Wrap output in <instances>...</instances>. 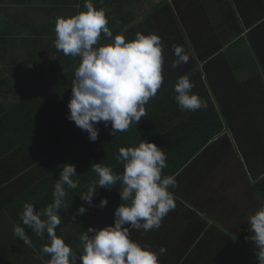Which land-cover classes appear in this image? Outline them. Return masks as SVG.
<instances>
[{
  "label": "trees",
  "instance_id": "16d2710c",
  "mask_svg": "<svg viewBox=\"0 0 264 264\" xmlns=\"http://www.w3.org/2000/svg\"><path fill=\"white\" fill-rule=\"evenodd\" d=\"M91 2L96 10L105 11L107 26L113 33L112 38H106L101 33V38L94 47L111 44L116 35H124L126 40H132L136 33L146 36L156 34L161 38L164 45L162 87L145 105L147 115L138 124L133 123L126 132H117L114 136L109 134L110 122L107 129L104 122H100L97 124L98 139L90 142L88 133L67 119L69 115L67 105L72 95L75 70L82 62L81 58L66 56L62 51H58L54 46L56 37L53 35L43 40L46 45L41 46L40 49L43 47L45 52L38 50V43L34 38H28L27 43L22 41L21 45H11L9 47L11 61L21 68H12L7 71L8 74L0 71V169L3 173L1 176H6L7 180L12 178L15 183H21L32 178L30 176H36L33 174L34 171L40 173L43 170L38 174L36 187L34 190L30 189L26 197L36 199L44 211L53 202L54 185L59 180L62 167L65 164L75 166L79 185L76 189L66 188L65 205L68 208L60 210L62 223L57 227L56 234L71 246L79 260L80 253L74 243L68 239V231L82 235L89 227L99 230L114 225L115 209L123 203L119 195L120 182L111 189L97 188L92 201L93 206L80 199V195L87 191L90 184L98 182V175L91 171L93 164L101 163L103 166L112 167L116 173H122L123 165L115 159L119 149L137 147L143 140L163 149L167 157V167L163 170L162 176H174L177 186L180 179H184L190 185L193 179L187 181L177 174L186 169L191 160L214 167L217 163L222 165L228 152L233 153L228 130L233 133L237 131L240 134L235 133L233 136L254 183L251 187L253 192L251 195L256 198L253 201V207L256 208L253 214H255L261 206H264V177L260 179L264 174V69L249 72L246 78H240L239 76H242L240 72L246 64H249L250 56L243 53L231 54L229 47L224 43L229 37L227 35L224 37L222 34L217 39L218 47L221 50L226 49L220 54L206 52L195 54L199 60L207 63L205 71L212 83L213 89L211 87L209 89L213 93V101L208 97V88L192 82L195 85L192 92L206 101L207 107L194 112L181 111L175 100L177 93L174 88L178 79L185 76V71L182 67L172 69L170 66L167 56V34L173 36L180 28V24L192 19L186 16L188 11H192L191 14L195 17L197 6L205 3L206 0H160L157 3L147 1L144 3L143 0H91ZM84 4L85 0H57L54 8L61 17L66 18L86 12ZM212 10L213 8L210 11ZM182 11L184 14L181 13ZM36 17L39 18L38 14ZM167 22H170L168 28ZM221 26L224 24L222 23ZM186 33L195 34L190 30H186ZM185 38L183 33L177 36L176 41L180 42ZM7 39L18 40L15 37ZM245 41V38L238 39L236 46L246 45ZM253 42L259 52L261 40L257 37L253 38ZM183 45L185 43L180 46L184 47ZM186 53L190 55L188 51ZM2 63L4 61L0 59V64ZM186 72L193 81L196 80L194 69ZM197 73L200 79L199 71ZM7 75L12 76L7 79ZM233 78L238 82L234 84ZM167 121L172 123L167 125ZM192 123L194 129L191 128ZM243 132L251 136V145L247 148L241 144ZM180 155L183 158H180ZM237 170L242 172L237 176H241L245 182L246 177L242 167L239 166ZM237 176L234 177L236 187L242 183L238 181L241 178ZM246 183L249 185L248 182ZM25 185L31 187L26 183ZM206 185H210L212 190L225 186L222 182L217 183L216 178H211ZM169 190L173 192L176 204L175 209L172 210V217L179 218L171 221L167 216L164 217L162 223L167 222V225L179 223L183 217L190 215L178 205L176 199L179 198L177 197L179 193L171 188ZM179 196L183 198L187 195ZM101 199L108 201L107 206L102 209L98 207ZM200 204H204V201H200ZM221 204L226 206L228 201H222ZM81 206L86 212L77 215ZM197 212L191 211L194 215ZM73 216L75 220L72 219ZM173 232L174 235L168 237L178 238L181 234L180 229H175ZM158 233L167 236V228ZM219 235L221 248L211 264H214L230 242L227 236L228 240L225 242L223 236L225 234L219 233ZM162 242L166 248L167 238L162 239ZM244 243L256 253L252 241H244ZM153 246L150 248L152 249ZM252 264H258L257 255Z\"/></svg>",
  "mask_w": 264,
  "mask_h": 264
},
{
  "label": "clouds",
  "instance_id": "9594fccd",
  "mask_svg": "<svg viewBox=\"0 0 264 264\" xmlns=\"http://www.w3.org/2000/svg\"><path fill=\"white\" fill-rule=\"evenodd\" d=\"M84 7L86 12L57 18L54 46L66 56L81 58L75 70L67 119L88 133L90 142H95L100 122H104L106 129L110 122L109 134L115 136L146 117L145 105L164 82V45L156 34L136 33L132 40L116 35L111 44L94 47L101 33L106 38H112L113 33L107 26L103 9L96 10L91 0H85ZM172 47L176 59L171 67L176 69L189 61V55L182 46L174 44ZM194 87L187 75L176 82L175 100L181 111L194 112L207 107L206 101L192 92ZM115 159L123 165V172L116 173L112 167L101 163L93 164L91 171L98 175V182L90 184L80 199L93 206L97 188L111 189L120 182L119 195L123 203L115 209L114 225L99 230L89 227L83 232L79 260L82 264H159V256L166 249L161 247L157 253L148 245L138 244L131 238V230L158 229L164 217L176 207L174 194L169 189L176 188L177 181L174 176H162L167 157L154 143L141 140L137 147L120 148ZM77 177L75 166L65 164L54 185L53 202L44 211H35L32 203L23 206V224L38 237L47 233L50 245L46 244L42 253L50 255L48 264H77V253L56 234L62 223L60 210L68 208L66 188L76 189ZM107 203L106 199H101L98 207L102 209ZM85 212L81 206L77 215ZM72 219L75 220V216ZM248 224L258 264H264V206L249 217ZM13 234L25 245L34 247L20 225L14 227Z\"/></svg>",
  "mask_w": 264,
  "mask_h": 264
},
{
  "label": "crops",
  "instance_id": "0c3cea01",
  "mask_svg": "<svg viewBox=\"0 0 264 264\" xmlns=\"http://www.w3.org/2000/svg\"><path fill=\"white\" fill-rule=\"evenodd\" d=\"M56 1L0 0V47L2 48L0 59L4 61L0 64V71L8 74L7 71L12 68H21L11 61V54H9L11 45H21L22 41L27 43L28 38H34L37 40L38 50L45 52L43 47L40 49L41 46L46 45L43 40L52 35L56 37V20L61 17L58 10L56 11L54 8ZM147 2L150 1L147 0ZM211 8H213V12L210 11ZM188 12L186 16L192 17V19L186 17L188 20L180 24V28L173 36L167 34L168 61L171 66L173 60L176 59L172 45L180 46L185 43L183 48L185 52L190 53L189 61L182 63L179 67L183 68L190 82L208 88V97L212 101L214 99L213 93L209 89L212 83L207 78L205 71L207 63L204 60H199L195 54L200 52L220 54L226 49L221 50L218 47L219 40L217 39L222 34L224 37L226 35L229 37V40L224 43H226V47H229L231 54L243 53L248 57L250 56L249 64H246L240 72L242 75L239 76L240 78H246L249 72L264 69V0H206L205 3H201L196 8V16L200 15L199 17H194L191 14L192 11ZM36 14L39 18L36 17ZM222 23L224 26H221ZM169 25L170 22H167V28ZM186 30L195 34L188 35ZM183 33H185L186 38L177 42V36ZM13 36L18 40L9 41L7 39L14 38ZM257 37L261 40L259 52H257L258 48L253 42V38ZM240 38H245L246 45L236 46V42ZM38 40L40 41L38 42ZM231 54L228 56L230 57ZM190 69L196 71L195 81L186 72ZM197 71H199L200 79L197 77ZM211 74L210 71L209 75L211 76ZM11 76L7 75L6 78H11ZM169 80L170 78L167 79V81ZM236 80L233 78L234 84L238 82ZM216 111L219 113L218 107H216ZM170 123L172 122L167 121V125ZM146 124L150 123L146 122ZM156 124L158 125L157 122ZM191 128L194 129L193 123ZM233 130L236 131V129ZM235 133L240 134L237 131ZM235 133L228 130L233 153L228 152L222 165L217 163L214 167V165L208 166L203 162L195 163L191 160L190 164L186 166L187 168L177 174L187 181L193 179L190 185L184 179H180L178 186L172 189L179 193L177 195L179 198L176 199L178 205L186 213L189 212V216L183 217L179 223L175 224L169 223L167 225V222H163L158 230L152 229L147 232L132 230L131 238L135 242L140 245H154L151 250L157 253L161 247L165 248L163 245L165 241L162 242V239L166 240L167 238L168 248L166 247V252L159 256V264H211L212 259L217 257L221 248L219 233L225 234L223 235L225 242L228 238H230V242L214 264H252L254 262L256 253L244 243V241H251L250 226L247 222L256 209L253 207V201L256 198L251 195L253 193L251 187L254 183L250 178L244 158L237 148L238 143L233 136ZM241 144L245 148L251 145V136H248L247 132L242 133ZM180 158L183 156L180 155ZM201 160L203 161V159ZM239 166L242 167L246 177L245 182L241 176H237L242 173L237 170ZM40 173L34 171L33 174L36 176L29 175L32 178L23 180L21 183H15L14 179L7 180L6 176H1L3 173L0 169V264H48L51 259L50 255L42 253V248L46 244L50 245L47 233L45 232L43 237H38L21 221L25 203L34 204L35 211L44 209L36 199L26 197L29 190H34L36 187L35 184ZM235 176L241 178L238 181H242L238 187L235 184ZM263 177L264 174L260 179ZM211 178H216L217 183L222 182L225 186L218 188V190H212L210 185H206ZM197 179H202V181H197ZM25 183L31 187L26 186ZM180 194L187 196L181 198ZM217 194L220 196H215ZM200 201H204V204H200ZM222 201H228V205L221 204ZM197 205L199 206L197 207ZM191 211L198 212L194 215ZM167 217L171 221L179 218L177 216L172 217V211L167 214ZM42 219H46V217H42ZM16 225L25 229V233L29 235L34 247L25 245L23 240L18 239L13 234ZM165 227L167 228V236L158 233L163 229L165 230ZM175 229H180V236L178 238L168 237L174 235ZM80 236L70 230L67 233L68 239L74 243L79 253L83 248ZM207 246H209L208 249L205 248ZM77 264L82 263L77 259Z\"/></svg>",
  "mask_w": 264,
  "mask_h": 264
},
{
  "label": "rangeland",
  "instance_id": "374dc122",
  "mask_svg": "<svg viewBox=\"0 0 264 264\" xmlns=\"http://www.w3.org/2000/svg\"><path fill=\"white\" fill-rule=\"evenodd\" d=\"M143 1H147V0H143ZM148 1H150V2H154V1H160V0H148ZM143 4V3H142Z\"/></svg>",
  "mask_w": 264,
  "mask_h": 264
}]
</instances>
